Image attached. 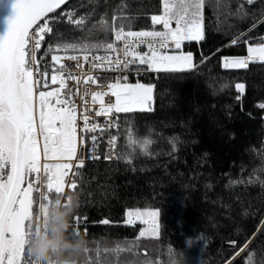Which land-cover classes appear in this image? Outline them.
<instances>
[{
  "label": "trees",
  "instance_id": "obj_1",
  "mask_svg": "<svg viewBox=\"0 0 264 264\" xmlns=\"http://www.w3.org/2000/svg\"><path fill=\"white\" fill-rule=\"evenodd\" d=\"M240 4L247 15L235 14ZM121 5L132 18L133 31L150 30L151 15L161 11L160 0H68L49 14L59 18L51 22L53 33L45 37L39 56L61 41L104 40L99 22L111 23ZM219 5L209 0L205 6V39L183 46L197 67L178 73L145 71L127 79L152 87V110L118 113L120 127L99 134L95 161H87V139L78 151L84 167L77 177L76 201L46 203L49 225L43 236L52 238L60 214L78 201L75 213L87 218V234L83 224L81 234L89 248L99 245V252L82 255L80 264H97L98 259L100 264H227L230 259L231 264H264V62L225 69L221 59L247 55L248 45H230L238 36L252 45L264 38V0L251 5L219 0ZM73 10L76 18H85L83 28L61 15ZM203 57L210 58L202 63ZM236 84H244L243 94ZM129 130L135 139L151 141L146 152L128 147ZM112 136L119 158L108 160ZM131 208L159 211L158 237L139 236L144 225L126 222ZM104 219L110 223L102 224ZM74 230L71 222L66 241L75 243L79 232ZM39 239L38 232L29 245ZM245 242L248 246L240 251ZM105 247L112 251L105 253Z\"/></svg>",
  "mask_w": 264,
  "mask_h": 264
},
{
  "label": "snow or ice",
  "instance_id": "obj_2",
  "mask_svg": "<svg viewBox=\"0 0 264 264\" xmlns=\"http://www.w3.org/2000/svg\"><path fill=\"white\" fill-rule=\"evenodd\" d=\"M67 2L14 0L11 5L14 15L7 19L6 34L0 36V264H34L27 247L31 238L40 231L38 213L54 199L67 206L78 187L79 169L84 167V159L78 156V138L80 147L90 139L93 147L88 158L99 159L94 155L97 136L88 137L86 134L103 133L106 128L116 126V122L106 120L102 126L93 122L87 113L92 111L96 117H111L114 112L152 110L151 86L126 83V75L117 77L114 82H101L102 77L93 75V71L124 72L130 65L137 64L154 72L191 71L197 65L193 54L185 53L183 46L186 42L199 43L205 39L204 9L209 0H160L161 11L151 15L153 27L150 30L133 31L132 18L125 14L124 5H121L114 11L111 23L104 19L99 22L101 30L106 33L104 40L50 44L37 59L36 54L45 36L53 33L51 22L59 18L49 14ZM254 2L246 0L249 5ZM235 14L247 15L244 4L239 5ZM61 15L77 28L85 25V18H76L74 10ZM157 25L161 26L160 30L155 27ZM239 43L248 45L247 55L222 57L223 68H246L250 62H264V38L256 45L239 36L230 41L233 46ZM141 46L147 50L139 51ZM101 52L104 54H99ZM209 58L203 57L201 62ZM65 59L76 62V71L68 70ZM85 64L90 65L87 72L84 71ZM103 79L107 80L106 77ZM68 81L76 87L70 89L71 95L64 96L61 93L68 87ZM90 84L96 85V89L89 88ZM52 85L58 87L53 88ZM235 87L243 94L244 84H236ZM75 96L80 97L79 105L74 100ZM89 96L90 101L87 99ZM89 103L99 105L98 109H89ZM260 107L264 108V104ZM78 119L83 123L78 124ZM127 135L128 147L132 151L136 148L147 151L150 140L141 142L135 139L131 130ZM116 139L112 136L108 140L113 149ZM41 155L45 161L66 162H45L41 175ZM113 156L119 158L117 153L109 152L105 159ZM72 161H76L75 165ZM66 184L68 193L65 192ZM33 192L39 195L34 197ZM126 215L128 224L139 220L147 225V229L139 233L140 237H158V211L134 209ZM86 220L74 212L73 228L81 233L83 224L86 235ZM101 223L107 225L110 221L104 219ZM229 243L235 247V241ZM247 246L248 242H245L240 251ZM116 250L122 249L118 247ZM103 251L108 253L112 250L105 247ZM92 252L98 253L99 245L95 249H86V254ZM97 264H100L99 259ZM227 264H231V259Z\"/></svg>",
  "mask_w": 264,
  "mask_h": 264
},
{
  "label": "clouds",
  "instance_id": "obj_3",
  "mask_svg": "<svg viewBox=\"0 0 264 264\" xmlns=\"http://www.w3.org/2000/svg\"><path fill=\"white\" fill-rule=\"evenodd\" d=\"M73 198L76 201L77 198L75 196ZM75 208L76 205H73L60 214L58 226L52 229L56 233L55 237L42 236L28 245V254L35 264H80V258L86 254L88 248V239L81 233L75 243L68 242L64 238V233L71 227Z\"/></svg>",
  "mask_w": 264,
  "mask_h": 264
},
{
  "label": "built area",
  "instance_id": "obj_4",
  "mask_svg": "<svg viewBox=\"0 0 264 264\" xmlns=\"http://www.w3.org/2000/svg\"><path fill=\"white\" fill-rule=\"evenodd\" d=\"M47 35H50V34H47ZM146 50L147 49L144 46H141V48L139 49V51H141V52L146 51ZM99 54L103 55L104 53L101 52ZM36 56H37V59L40 58L39 53H37ZM81 62H83L82 61V58H81ZM64 63H65V65H67L68 70H70V71H76V69H75V63L76 62L75 61H69V60L65 59L64 60ZM89 69H90V65L85 64L84 65V71L87 72V71H89ZM145 69H146V66L145 65H138L137 64V65H130L129 68L126 69L124 72L102 71L100 69H96V70L93 71L92 74L93 75H100L102 77V81L101 82H114V80L117 77H120V76H123V75H126L127 76V79H130V78L138 79L140 77V75L142 73H144L145 71H151V70H145ZM105 77L107 78V80H104L103 79ZM55 86L58 87V85H55ZM75 87L76 86H75V84L72 81H68V87L64 88L62 90V93L61 94L64 95V96H69V95L72 94L70 92V89H73L74 90ZM82 87H83V84H81V88ZM88 87L89 88H92V89H96V85H91L90 84V85H88ZM87 99L90 101V96ZM105 99L107 100L108 98L105 97ZM112 99L114 101V97ZM74 100L77 103V105L80 104V97L79 96H75L74 97ZM88 107H89V109H92L93 107H95V108L98 109L99 105L93 106V105H91V103H89ZM87 114L89 115V117L92 119L93 122H98L102 126L104 125V123H105L106 120L109 121V122H111V121H115L116 122V126L110 127V128H106L103 133H109V132L115 131V130H117L120 127V117H119L118 113H115L114 112L113 114H111V117H106V116L96 117V116L93 115V112L92 111H89ZM78 115H79V113H78ZM82 123H83V121L78 119V124H82ZM99 134H102V133L99 132V131H97L95 133H87L86 134V135H90V136H92V135L97 136V142H96L95 152H94V155H96V156H97L98 148H100V146H101V142H100L101 140L99 138ZM92 147L93 146H92L91 140H89L88 151H87L88 157H89V153H90ZM109 152H115L116 153V149L115 148L113 149L112 146L108 144V146H107V154ZM115 157L116 156H113V158L108 159V160H113V159H115ZM95 160L96 159H89V158H87V161H95ZM45 217L46 218L43 219L41 221V224H40V231H39V237L40 238L43 236L45 229L49 225L48 216L46 215ZM134 222H137V221H134Z\"/></svg>",
  "mask_w": 264,
  "mask_h": 264
},
{
  "label": "rangeland",
  "instance_id": "obj_5",
  "mask_svg": "<svg viewBox=\"0 0 264 264\" xmlns=\"http://www.w3.org/2000/svg\"><path fill=\"white\" fill-rule=\"evenodd\" d=\"M129 84H136V83H129ZM145 86H148V85H145ZM51 87H53V88H55V87H57V86H55V85H52ZM153 92H152V101H151V108L153 107ZM42 143V142H41ZM79 149H80V144H79V138H78V151H79ZM78 156H79V153H78ZM45 162H48V163H58V162H66V161H45L44 160V158H43V156L41 155V160H40V164H41V175L43 174V164L45 163ZM71 163H73L74 165H75V163H76V161H72ZM73 171H75V168L73 169ZM69 176H71V173H69ZM33 177H35V174H33ZM67 184L65 185V191H66V189H67ZM39 194L38 193H36V192H33V196L34 197H36V196H38ZM35 208H36V206L34 205V208H33V210H34V212H35ZM134 209H138V208H131V209H128L127 210V212L129 211V210H134ZM140 210H152V211H158V210H156V209H151V208H144V209H140ZM46 212H47V205L45 204L42 208H41V210H40V212H39V215H38V222H39V224H41V221L43 220V219H45L46 217ZM159 212V211H158ZM136 221H138V222H140L139 220H136ZM158 222H159V217H158ZM140 223H142V222H140ZM143 225H144V228H143V231L144 230H146L147 229V225L146 224H144V223H142ZM159 231V233H160V229L158 230ZM159 236V235H158Z\"/></svg>",
  "mask_w": 264,
  "mask_h": 264
},
{
  "label": "water",
  "instance_id": "obj_6",
  "mask_svg": "<svg viewBox=\"0 0 264 264\" xmlns=\"http://www.w3.org/2000/svg\"><path fill=\"white\" fill-rule=\"evenodd\" d=\"M14 3V0H4L3 3H0V36L6 34L7 31V19L14 15L11 5Z\"/></svg>",
  "mask_w": 264,
  "mask_h": 264
}]
</instances>
